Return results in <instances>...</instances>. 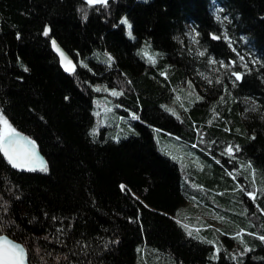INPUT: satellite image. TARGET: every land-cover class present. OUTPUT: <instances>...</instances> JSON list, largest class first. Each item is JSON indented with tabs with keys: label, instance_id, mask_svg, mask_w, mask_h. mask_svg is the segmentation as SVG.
Instances as JSON below:
<instances>
[{
	"label": "trees",
	"instance_id": "trees-1",
	"mask_svg": "<svg viewBox=\"0 0 264 264\" xmlns=\"http://www.w3.org/2000/svg\"><path fill=\"white\" fill-rule=\"evenodd\" d=\"M102 90L127 136L96 126ZM0 116L47 161L0 153V235L29 264H264V0H0ZM186 203L215 219L206 239Z\"/></svg>",
	"mask_w": 264,
	"mask_h": 264
},
{
	"label": "rangeland",
	"instance_id": "rangeland-1",
	"mask_svg": "<svg viewBox=\"0 0 264 264\" xmlns=\"http://www.w3.org/2000/svg\"><path fill=\"white\" fill-rule=\"evenodd\" d=\"M125 26L127 27L128 35L132 36V33L130 32V28H129V23L127 22ZM188 28L190 29V27ZM191 89L192 88H187V91L190 92ZM103 93H104V98L95 101V105H94L93 114H94V121L96 123V126L97 127L102 126L106 128V132H109L111 138L117 139L120 137L127 136L129 131H131L132 129L130 125V119H132L134 113L131 112V110L128 109L126 110L123 106H121L120 104L118 105L114 101L116 97L115 95L112 94L113 91L106 90ZM119 110H124L126 113L121 114ZM155 139L160 149L168 152L166 154L176 158L177 160L187 161L189 155L188 150L190 149V147L187 146L189 149L186 148V145H184L178 138L171 137L168 134L165 135L164 133L157 131L155 132ZM228 148H230V146H224L222 148V152L226 156L231 155V153L225 151ZM197 150H202V147H199V149ZM176 217L183 224V226L186 228L187 231L191 232V230H193L198 234V237H201L203 239L206 238L202 236V233L200 231L197 232V229L199 228L202 229L205 228V226L208 227L215 223V219H213L211 216H207L203 214L201 210H191L188 203L182 205V207L177 211ZM216 254L217 251L215 255Z\"/></svg>",
	"mask_w": 264,
	"mask_h": 264
},
{
	"label": "snow or ice",
	"instance_id": "snow-or-ice-1",
	"mask_svg": "<svg viewBox=\"0 0 264 264\" xmlns=\"http://www.w3.org/2000/svg\"><path fill=\"white\" fill-rule=\"evenodd\" d=\"M106 0H88L89 4L94 3H105ZM122 23L127 24V21H122ZM131 26L129 25V28ZM45 35L48 34V29H45ZM215 38V37H214ZM53 47H55V42H53ZM202 54V53H201ZM27 70V69H25ZM67 70V67H66ZM236 79H240V75L233 73ZM113 95L117 93L113 92ZM18 133L15 129L9 125L8 121L0 116V153H3L4 157L7 159L8 163L14 168H27L28 170H34L31 165H35L37 157H35L34 151L32 153H21L17 150L16 145L18 144ZM29 144L33 145L34 142L27 141ZM228 153L232 152V148L225 150ZM41 170L46 171V167L43 166L41 162ZM123 187V186H122ZM250 198H255L254 193H247ZM259 239L264 241V236H260ZM248 251V249H245ZM25 253L24 250L18 246L8 241L6 238L0 237V264H24Z\"/></svg>",
	"mask_w": 264,
	"mask_h": 264
},
{
	"label": "water",
	"instance_id": "water-1",
	"mask_svg": "<svg viewBox=\"0 0 264 264\" xmlns=\"http://www.w3.org/2000/svg\"><path fill=\"white\" fill-rule=\"evenodd\" d=\"M110 1H112V0H106L105 3L110 2ZM97 4H104V3H97ZM213 38L215 40H218V37H216V36H213ZM53 42H55V47H53ZM51 47H52L53 53L59 59L61 67L66 68L70 64V61H71L70 55L62 47H60V45L55 41V39H51ZM16 133L19 134L18 135V141L19 142L16 145L17 150L20 151L21 153H32L34 151L35 157H37L38 159H37L35 165L30 166V167H33L34 170H28L27 168H14V167L13 168L20 171V172L43 171V170H41V162L43 163V166L46 167L47 161H46V158L44 157V155L40 152L38 146L35 144V142L29 136H27V135H25L19 131H16ZM27 141L34 142V149H33V145L29 144ZM0 237L6 238L8 241L12 242L13 244L20 246L24 250V253H25L24 264H29L26 249L24 248V246L21 243L10 238L7 235H0Z\"/></svg>",
	"mask_w": 264,
	"mask_h": 264
},
{
	"label": "bare ground",
	"instance_id": "bare-ground-1",
	"mask_svg": "<svg viewBox=\"0 0 264 264\" xmlns=\"http://www.w3.org/2000/svg\"><path fill=\"white\" fill-rule=\"evenodd\" d=\"M248 185V184H247ZM229 187V186H228ZM221 188V187H220ZM192 194V193H191ZM224 194V193H223ZM173 216V215H172Z\"/></svg>",
	"mask_w": 264,
	"mask_h": 264
}]
</instances>
